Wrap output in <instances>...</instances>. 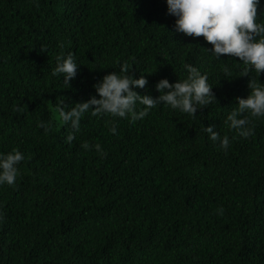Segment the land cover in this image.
I'll list each match as a JSON object with an SVG mask.
<instances>
[{
  "label": "trees",
  "instance_id": "trees-1",
  "mask_svg": "<svg viewBox=\"0 0 264 264\" xmlns=\"http://www.w3.org/2000/svg\"><path fill=\"white\" fill-rule=\"evenodd\" d=\"M174 21L165 0H0V153L25 155L15 185L0 186V264H264V117L248 138L228 128L249 92L242 63L215 59ZM69 53L79 65L68 88L51 73ZM125 61L147 80L141 95L185 79L187 63L216 101L195 117L160 104L134 122L90 110L65 143L60 101L99 98L92 85Z\"/></svg>",
  "mask_w": 264,
  "mask_h": 264
},
{
  "label": "clouds",
  "instance_id": "clouds-1",
  "mask_svg": "<svg viewBox=\"0 0 264 264\" xmlns=\"http://www.w3.org/2000/svg\"><path fill=\"white\" fill-rule=\"evenodd\" d=\"M38 6V0H33ZM166 11L175 17L173 29L187 36L200 37L211 45L205 48L215 59L221 60L222 54L236 57L242 63L241 77H248V95L236 97V107L231 109L226 117L228 128L239 137L248 138L253 134L252 121L264 117V83L258 79L264 72V19H259L257 9L261 0H165ZM78 63L72 54L56 57V66L52 76L63 78V83L70 87V81L75 78ZM187 77L169 83L160 79L155 84L158 96L141 95L134 88L144 89L147 80L144 75L134 78L129 74L128 63L125 61L120 72H110L92 85L97 96H90L86 101L74 102L71 108H66L61 100L56 111L62 123L69 125L70 131L65 137V143L75 139V133L80 128L81 118L91 110V115H109L128 118L130 122L143 119L157 105L164 104L173 110L195 117L201 106H207L216 97L213 86L208 82L207 73H201L191 64H185ZM228 71L227 68L224 69ZM254 72L255 76L249 73ZM167 90V91H165ZM63 105V106H62ZM142 106V107H141ZM49 125L41 121L39 127L47 130ZM213 125L204 127L208 139L227 150L230 146L228 135L221 136L213 130ZM113 134L116 128H109ZM89 149L87 142L82 144ZM97 153L103 155L100 144H95ZM25 160V155L16 148L7 153H0V186H14L19 174V164ZM223 208L217 209L218 215H223Z\"/></svg>",
  "mask_w": 264,
  "mask_h": 264
}]
</instances>
